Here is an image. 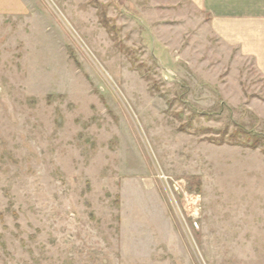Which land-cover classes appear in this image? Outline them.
<instances>
[{
	"label": "rangeland",
	"instance_id": "374dc122",
	"mask_svg": "<svg viewBox=\"0 0 264 264\" xmlns=\"http://www.w3.org/2000/svg\"><path fill=\"white\" fill-rule=\"evenodd\" d=\"M207 20L0 0V264H264V71Z\"/></svg>",
	"mask_w": 264,
	"mask_h": 264
},
{
	"label": "crops",
	"instance_id": "0c3cea01",
	"mask_svg": "<svg viewBox=\"0 0 264 264\" xmlns=\"http://www.w3.org/2000/svg\"><path fill=\"white\" fill-rule=\"evenodd\" d=\"M188 1L206 14V28L222 44L237 47L243 55L253 57L264 71V2L250 9L242 7L241 0Z\"/></svg>",
	"mask_w": 264,
	"mask_h": 264
},
{
	"label": "trees",
	"instance_id": "16d2710c",
	"mask_svg": "<svg viewBox=\"0 0 264 264\" xmlns=\"http://www.w3.org/2000/svg\"><path fill=\"white\" fill-rule=\"evenodd\" d=\"M254 141H255V144H253L252 146H254V147H257V146H258V144H259V143H258V142H259V140L255 139Z\"/></svg>",
	"mask_w": 264,
	"mask_h": 264
},
{
	"label": "bare ground",
	"instance_id": "6f19581e",
	"mask_svg": "<svg viewBox=\"0 0 264 264\" xmlns=\"http://www.w3.org/2000/svg\"><path fill=\"white\" fill-rule=\"evenodd\" d=\"M179 188H180V186H179Z\"/></svg>",
	"mask_w": 264,
	"mask_h": 264
}]
</instances>
